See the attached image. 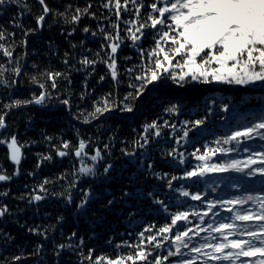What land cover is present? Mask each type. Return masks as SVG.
Instances as JSON below:
<instances>
[{"label": "trees", "instance_id": "trees-1", "mask_svg": "<svg viewBox=\"0 0 264 264\" xmlns=\"http://www.w3.org/2000/svg\"><path fill=\"white\" fill-rule=\"evenodd\" d=\"M164 2L119 0L117 9L116 0H45L51 9L46 14L38 0H8L0 6V116L5 118L0 175L9 177L0 181V209H7L0 216V264H96V257H120L123 264H156L157 258L160 264L264 262L260 252L215 261L211 256L219 253L202 247L227 243L225 237L247 241L248 232L264 238V229L258 227L264 221L235 218L264 214V173L255 171L264 164V129H257L259 134L251 139L241 136L239 143H224L233 132L243 133L264 119V82L229 85L193 81L190 76L179 81L181 71L188 69L173 59L169 73L146 83L137 95L142 84L137 77L150 79L156 56L149 58V53L158 51L156 41L167 30L151 27L148 14L159 13L150 6ZM77 9L80 19L73 22ZM42 14L45 19L39 26ZM144 23L149 27L136 32ZM129 28L138 40L133 41ZM161 46L169 51L170 42ZM163 55L159 54L161 61ZM85 59L95 63L84 64ZM112 59L116 79L109 67ZM48 73L61 74L55 77L56 87ZM42 91L48 93L42 104H13L32 100ZM105 101L108 110L96 114ZM173 106L174 111H166ZM197 120L203 123L195 125ZM153 121L157 127L146 131ZM13 136L17 146H23L19 164L11 160L7 147ZM81 140L85 148L78 157ZM217 148L232 151L197 159L206 149ZM97 150L101 158L93 161ZM61 151L66 155L60 156ZM249 159L255 163L244 167ZM233 160L242 170L185 176L200 167H227ZM82 166L94 174L80 173ZM185 191L188 196L182 195ZM85 192L87 200L78 207ZM197 193L201 199L193 200ZM36 195L43 198L33 199ZM231 200L237 203H226ZM209 202L215 207L209 209ZM180 212L187 213V219L172 225L173 215ZM221 224L232 225L231 234L220 229ZM166 225L169 231L161 232ZM184 232L183 242L175 240ZM149 236L155 239L149 241ZM253 243L264 248L261 240ZM139 250L148 253L146 262L135 259ZM228 251L239 250H224Z\"/></svg>", "mask_w": 264, "mask_h": 264}, {"label": "snow or ice", "instance_id": "snow-or-ice-1", "mask_svg": "<svg viewBox=\"0 0 264 264\" xmlns=\"http://www.w3.org/2000/svg\"><path fill=\"white\" fill-rule=\"evenodd\" d=\"M8 0H0V6L7 3ZM41 5H44V13H48L51 9L45 4V0H38ZM134 4L138 0H132ZM128 0H125V4ZM116 7L119 9V0H116ZM153 12H158L159 16H153L150 12L148 14V19L151 21V27L153 29L158 26H166L167 30L163 31L162 36L156 41L157 49H154L152 53H149V58L153 55L156 56L155 60V70H151L150 79L147 75L138 76L137 79L142 81L141 88L137 89V95L143 89L146 83L156 81L164 73H169L171 67V61L173 59L177 60L178 66L181 68H187L188 71H181L179 74V81H185L186 77L191 78V80L203 79L205 83L220 82L227 83L229 85H248L257 81L264 82V0H166L163 6H159L153 3L150 6ZM127 10V9H125ZM88 11V8L83 10ZM137 12L139 9L137 8ZM81 10L77 9V15L72 17V21H78L80 19ZM119 15V12L117 13ZM45 15L38 17V22L43 21ZM170 21V22H169ZM139 22V17L137 21ZM149 25L147 23L140 24L136 28V32H140L141 29L147 28ZM85 32L89 29L85 28ZM128 31L132 33L133 41L138 40L140 37L137 36L132 29L129 28ZM2 35V33H0ZM115 39V38H114ZM169 51H165L162 47L164 45H169ZM3 47V45H0ZM112 53L117 52V45L113 44L111 46ZM163 52V61L159 59V54ZM5 55L11 56V52L5 51ZM179 60H183V64L179 65ZM164 62H168V66H165ZM84 64L95 63V61H89L85 59L82 61ZM3 66L0 65V68ZM109 67L112 69V76L114 79L117 78V72L115 70L116 60L112 59ZM17 73L19 69L16 70ZM61 75L60 73H48L50 79L53 80V87H56L55 77ZM173 79H176L175 74H173ZM35 79V78H34ZM103 79V77L101 78ZM43 87V86H42ZM132 94L129 93V96ZM48 97V93L42 91L39 96L33 97L32 100L28 101H14L13 104H42ZM128 96L125 97V100ZM63 103L68 104L65 100ZM105 108L97 107L95 109L96 114H102L107 111V101H105ZM225 107H227L225 105ZM125 110L132 111V108L125 105ZM175 110V106L166 109L168 112ZM94 115V114H90ZM87 122V120L85 121ZM188 123V122H185ZM202 120L195 121V125L202 124ZM167 124V121H165ZM5 127V118L0 116V128ZM157 127L156 122L153 121L151 125H146L145 129L150 130L151 128ZM257 129H264V119L259 123L246 127L243 133L237 131L233 132L231 137H226L224 143H228L229 140H236L239 143V138L241 136L251 139L253 134H259ZM159 135V132L157 133ZM187 135V133H185ZM5 143V141H0V144ZM68 143L65 142L64 147H68ZM7 147L11 152V160L16 164L20 163L21 160V146H17V139L15 136L11 138V142L7 143ZM85 148V142L80 141L79 147L76 149L75 154L80 157L81 150ZM217 151H232V149H213L208 151L206 149L203 156H198L199 160H206L210 155H214ZM60 156L66 155L65 152L61 151L58 153ZM50 158V157H46ZM101 158V153L99 150L96 151L95 155L91 157L93 161H97ZM262 161H264V154L261 156ZM183 162V161H182ZM238 161L233 160L231 164L227 167L223 165H212L209 167H200L199 171L193 170L186 172V177H193L196 175H204L207 171H226L227 168H236L240 171ZM255 163V161L249 159L244 162V167H248L250 164ZM109 167H111L109 165ZM151 167V165H150ZM109 170L108 167L105 168V172ZM264 173V164L255 169ZM82 174H94L93 169L87 166H82L79 169ZM9 179L6 175H0V181ZM175 179V177H174ZM43 189V185H41ZM85 200L81 202L78 207H83L87 200L88 193L85 192ZM182 195L188 196V192H182ZM43 197L36 195L33 197L35 200H40ZM193 200H200L201 195L199 193L192 195ZM248 200H254L252 196L247 197ZM264 202V198H262ZM111 203V201H109ZM226 203L235 204L236 200L227 201ZM239 203H244V200H239ZM213 202H209V209L214 208ZM7 211L6 208L0 209V216L4 215ZM262 213H264V208H262ZM207 215V213H205ZM188 214L185 212H180L172 217V225H176L177 221L186 220ZM237 220L247 221L250 219H259L264 221V214H259L255 217L252 215H237L235 217ZM203 219V217H201ZM261 229H264V224L258 225ZM170 226L166 225L164 228L160 229L161 232H168ZM220 229L229 230V234L233 229L232 225L221 224ZM220 229H217L219 231ZM249 240L241 239H228L225 237L227 243H219L215 245H202V247H211L214 249L215 253L219 255H212L211 259L215 261L229 260L230 258L235 259V257H252L256 252H260L264 255V248H257L253 243V240H261L264 243V238L257 236L253 232L247 233ZM143 235V234H141ZM187 233H177L175 240L182 241V237L186 236ZM167 238V237H165ZM149 241H153L155 238L149 236ZM186 246V245H185ZM238 249L239 251L235 254L232 251L224 252L225 249ZM245 248L248 250L245 251ZM193 251L199 252V248H194ZM148 253L143 250H139L136 253L135 259L140 261H147ZM89 259H91V251L89 253ZM107 258L96 257V264H102V261ZM129 260H133L132 256L127 257ZM107 264H123L120 257L116 260L107 259ZM156 264H160V259L157 258ZM264 264V262H262Z\"/></svg>", "mask_w": 264, "mask_h": 264}, {"label": "water", "instance_id": "water-1", "mask_svg": "<svg viewBox=\"0 0 264 264\" xmlns=\"http://www.w3.org/2000/svg\"><path fill=\"white\" fill-rule=\"evenodd\" d=\"M43 8H44V5H43ZM42 22H43V21H40V22H39V25H40V26H41ZM0 129H2V128H0Z\"/></svg>", "mask_w": 264, "mask_h": 264}, {"label": "rangeland", "instance_id": "rangeland-1", "mask_svg": "<svg viewBox=\"0 0 264 264\" xmlns=\"http://www.w3.org/2000/svg\"><path fill=\"white\" fill-rule=\"evenodd\" d=\"M40 26V25H39ZM201 95V94H200Z\"/></svg>", "mask_w": 264, "mask_h": 264}]
</instances>
